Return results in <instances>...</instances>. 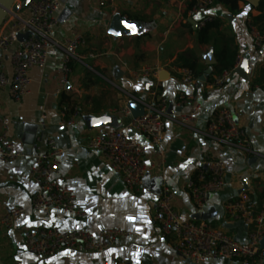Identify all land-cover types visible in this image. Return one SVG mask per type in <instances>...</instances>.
<instances>
[{"label":"crops","instance_id":"0c3cea01","mask_svg":"<svg viewBox=\"0 0 264 264\" xmlns=\"http://www.w3.org/2000/svg\"><path fill=\"white\" fill-rule=\"evenodd\" d=\"M195 1L114 0L103 4L102 0H62L54 39L60 43L81 35L87 41L80 50L84 59L72 62L68 83H61L64 52L55 46L49 50L44 67L30 68L29 93L20 101L11 97L9 86L0 91V110L8 124L6 128L0 121V134L7 133L15 148L23 153L13 161L0 159V253L5 264H102L103 260L112 258L134 264H194L174 250L155 224L154 205L163 185L172 189L174 206L183 219L205 221L240 241L248 240L252 224L228 217L225 204L247 193L257 210L264 205V87L254 84L264 68V44L260 49L254 48L248 25L250 15H258L259 11L249 0H240L239 12L232 14L225 4L214 0L209 12L222 19L214 35L222 36L223 40L234 39L238 54L243 60L249 59V71L247 78L236 71L221 87H211L208 82L190 85L183 81L185 68L176 64L177 58L181 55L194 58L206 69L209 55L215 56L216 43L215 40L205 43L198 23L191 22L200 18L189 16ZM27 13L23 11L22 15ZM117 13L138 23L141 32L119 37L109 34L110 21ZM261 34L264 39V27ZM0 67L12 79L10 53ZM147 70L151 74L143 78ZM153 93L168 100L166 127L159 145H152L140 133H134L143 144L144 162L149 170L142 191L132 193L104 156L84 144L98 134L125 128L132 117L122 114L120 109L134 97L149 100ZM182 96H193L194 101L180 105ZM197 104L201 108L195 119L182 124L181 114L190 113ZM72 106L78 110L72 111ZM63 107L69 109L73 123H62ZM222 107L236 113V122L251 141V154L205 135L208 121ZM88 115H107L109 119L101 126L88 127L85 121ZM39 136L43 141L54 139L64 150L57 177L75 191L85 217L77 219L60 211L46 216L30 209L36 190L31 167ZM209 156L225 162L227 185L212 194L206 209L199 212L188 182L204 167ZM15 206H26L28 210L7 229L1 218ZM205 213L210 215L208 219H195ZM46 228L82 229L94 235L106 229H120L128 236L102 253L81 247L66 248L37 262L25 249V234ZM204 264H264V258L248 262L210 259Z\"/></svg>","mask_w":264,"mask_h":264},{"label":"built area","instance_id":"2783aa9c","mask_svg":"<svg viewBox=\"0 0 264 264\" xmlns=\"http://www.w3.org/2000/svg\"><path fill=\"white\" fill-rule=\"evenodd\" d=\"M20 1V2H19ZM23 0H16L14 6H20ZM103 4L114 0H102ZM214 0H196L189 9V16H200L199 28L205 27L215 19L209 12ZM62 0H30L26 7L15 8L6 16L0 29V63L10 53L13 66V77L9 79L0 67V91L9 86L11 97L20 101L29 93V70L33 66L44 67L47 63L49 50L55 46L63 49L64 61L61 67V83L66 85L72 73V62L82 61L80 52L87 41L84 36L78 35L57 42L53 35L59 23L58 14L62 11ZM27 11V15L21 13ZM250 31L254 38V48L260 49L264 44L261 31L248 21ZM28 33L25 40H19V34ZM94 57V56H93ZM243 57L238 55L235 68L223 71L213 77L211 87H221L226 84L237 68L241 65ZM150 70L142 74L149 77ZM183 81L196 85V79L191 70L185 68L182 72ZM144 105V114L132 117L130 109L126 106L120 109L124 115L132 120L125 128H115L107 133L98 134L85 142V146L101 153L109 162L110 167L118 173L125 187L132 193H139L143 189L144 177L149 167L144 162L143 144L131 132L140 133L144 139L152 144L159 145L166 127L168 116V100L156 97L155 93L149 100H141ZM193 96H182L180 105L192 103ZM200 104L194 106L190 113L181 114L180 122L186 124L194 120ZM78 108L74 107V111ZM69 109L61 110L62 123L71 124ZM0 121L5 123L0 110ZM44 125V122H42ZM205 135L222 144H226L245 153L253 152L251 141L244 128L236 122V113L229 107H222L217 114L208 121ZM39 145L31 167V175L36 184V190L30 203V209L50 216L54 211H60L73 218H83L86 213L79 208L75 191L58 179L61 160L64 150L52 138L43 141L37 138ZM0 159L13 161L23 153L15 148L14 142L7 133L0 134ZM227 166L218 157H207L204 167L200 168L195 177L188 182V189L197 211L206 209L212 194L223 190L227 185ZM174 194L168 185H163L160 196L154 205V220L160 235L168 239L174 250L194 264H204L210 259L244 260L251 261L257 257L264 258V205L257 210L252 197L247 193L234 201L225 204L227 216L251 223L253 229L247 241H240L233 235L212 226L205 221L183 219L173 202ZM26 206L10 207L1 218V224L11 229L14 222L25 215ZM128 234L120 229H106L94 235L87 230H61L59 228H46L30 230L25 234V249L36 257L37 262L54 256L66 248L81 247L88 252L102 253L110 246L115 245L120 238ZM102 264H134L128 260H103Z\"/></svg>","mask_w":264,"mask_h":264},{"label":"trees","instance_id":"16d2710c","mask_svg":"<svg viewBox=\"0 0 264 264\" xmlns=\"http://www.w3.org/2000/svg\"><path fill=\"white\" fill-rule=\"evenodd\" d=\"M217 2H221L225 4L229 11L232 14H237L240 10L239 2L240 0H215ZM259 11L258 15H250V24L256 26L260 31L264 27V0H261L259 5L256 7ZM222 25V19L216 18L208 23L205 27L201 28L202 32L205 35V43H209L211 40H215V49L214 54L216 57V64L213 67V73L207 79V82L210 83L213 80V77L217 74L222 73L223 71L232 70L235 68V64L238 58V49L235 45V41L233 38H227L223 40L222 36L216 34L214 32L220 29ZM221 39V41H219ZM219 41V45L217 44ZM176 64L179 67H184L192 71L194 77L198 79V77L203 73L205 69V65L199 64L198 61L194 58L187 56H179L177 58ZM254 84L258 86L264 87V68L260 70L258 76L256 77ZM72 111L74 110V106H72ZM70 109V110H71Z\"/></svg>","mask_w":264,"mask_h":264},{"label":"water","instance_id":"95a60500","mask_svg":"<svg viewBox=\"0 0 264 264\" xmlns=\"http://www.w3.org/2000/svg\"><path fill=\"white\" fill-rule=\"evenodd\" d=\"M15 1L16 0H0V29L2 27V24L4 23L6 16L12 10L13 7H15L17 9L24 8L27 6V4L29 3L30 0H23L19 7L14 6ZM249 1L253 5L258 6L261 0H249ZM226 17L233 18V15H226ZM191 22L197 24V22H195L194 20H192ZM141 30H142L141 26L138 23L131 22V21L127 20L125 17H123L122 15H120L119 13H117V14L113 15V17L110 21L108 32H109V34H111L115 37H119V36L126 35V34L140 33ZM17 37L19 40H25L28 37V33L19 34ZM206 62H207V68L198 77V83L200 86L203 83L207 82V79L213 73V67L216 64V59H215V56L213 55V53L209 55ZM236 71L242 77L247 78V74L249 71V59L245 58L242 61L241 65L237 68ZM146 85H149V83H147ZM127 107L130 109L132 117H134V118L139 117V116L144 114V105L142 104V102L139 99H137L135 97L129 101ZM171 108H172V105H170L169 112H171V110H172ZM102 118H106V119H102ZM108 119H109V117L107 115H103L100 117L88 115L85 117V121H86L88 127L101 126V125L107 123ZM25 127L27 128L29 126L25 125ZM22 128H23V126L20 127V130H22ZM134 133H138V132L134 131ZM134 133L131 132L130 135L133 136ZM197 216L198 217H196L195 219H200L201 217L203 219H208V216H210V215H207V213H205V214L197 215ZM262 245L264 248V240L262 241ZM0 264H5L3 259H2L1 253H0Z\"/></svg>","mask_w":264,"mask_h":264},{"label":"snow or ice","instance_id":"6c2138e0","mask_svg":"<svg viewBox=\"0 0 264 264\" xmlns=\"http://www.w3.org/2000/svg\"><path fill=\"white\" fill-rule=\"evenodd\" d=\"M136 87L139 88V85H136ZM102 119H106V118H102ZM110 251H115V250L110 249Z\"/></svg>","mask_w":264,"mask_h":264},{"label":"rangeland","instance_id":"374dc122","mask_svg":"<svg viewBox=\"0 0 264 264\" xmlns=\"http://www.w3.org/2000/svg\"><path fill=\"white\" fill-rule=\"evenodd\" d=\"M17 1H18V0H17ZM22 13H23V12H22ZM22 13H21V14H22Z\"/></svg>","mask_w":264,"mask_h":264}]
</instances>
